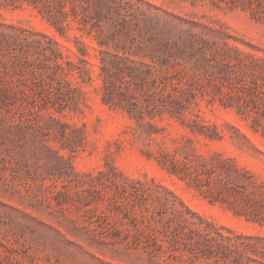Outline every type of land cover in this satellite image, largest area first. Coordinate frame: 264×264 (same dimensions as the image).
Returning <instances> with one entry per match:
<instances>
[{
    "label": "rangeland",
    "instance_id": "1",
    "mask_svg": "<svg viewBox=\"0 0 264 264\" xmlns=\"http://www.w3.org/2000/svg\"><path fill=\"white\" fill-rule=\"evenodd\" d=\"M147 1L198 50L176 115L105 102L93 2L0 0V264H231L238 235L264 262V224L199 189L264 191V92L220 77L264 73V0Z\"/></svg>",
    "mask_w": 264,
    "mask_h": 264
},
{
    "label": "trees",
    "instance_id": "2",
    "mask_svg": "<svg viewBox=\"0 0 264 264\" xmlns=\"http://www.w3.org/2000/svg\"><path fill=\"white\" fill-rule=\"evenodd\" d=\"M89 1L95 5L94 13L84 15L82 21L84 25L91 22V29L98 32L105 102L110 106L125 107L131 115L139 117L181 113L184 95L194 94L183 84L178 66L194 60L198 50L193 41L183 40L176 25L175 18L178 17L147 0ZM209 48L214 50L213 54H220L215 44ZM200 52L207 56V51ZM221 64L228 66L229 62L223 59ZM261 71L264 72V67ZM262 75H250L245 69L231 67L220 77L258 96L264 92V73ZM211 76L217 78L213 73ZM139 87L146 88V98L135 93ZM218 175L219 186L199 184L200 191L212 200L227 202L236 213L264 224L262 187L244 183L236 190L229 174L220 170ZM244 238L247 236H229L227 242L216 240L209 253L231 264H252L253 260H258L249 254L253 245Z\"/></svg>",
    "mask_w": 264,
    "mask_h": 264
}]
</instances>
